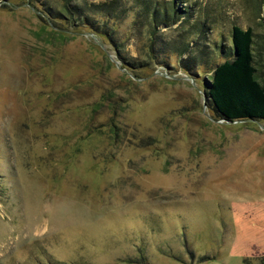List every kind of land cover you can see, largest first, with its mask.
<instances>
[{
  "label": "rangeland",
  "instance_id": "1",
  "mask_svg": "<svg viewBox=\"0 0 264 264\" xmlns=\"http://www.w3.org/2000/svg\"><path fill=\"white\" fill-rule=\"evenodd\" d=\"M60 1L0 0V264H264V122L205 96L234 25L264 84L263 0H177L156 30L122 0L108 38L49 27Z\"/></svg>",
  "mask_w": 264,
  "mask_h": 264
},
{
  "label": "trees",
  "instance_id": "2",
  "mask_svg": "<svg viewBox=\"0 0 264 264\" xmlns=\"http://www.w3.org/2000/svg\"><path fill=\"white\" fill-rule=\"evenodd\" d=\"M122 0H112L103 3H88L86 0H61L60 6H45L46 21L49 23H64L73 28L88 27L92 33L104 35L107 38V20L116 19L117 14L124 13L121 9ZM133 7L137 8L140 15L153 25V29L159 26H169L183 18L184 23L187 18L193 15L194 7L176 10L177 0L172 2H159L158 0H131ZM188 0H186V3ZM196 5V4H193ZM264 7V0L262 1ZM196 11V10H195ZM101 15L104 21L95 19ZM264 26V17L262 18ZM205 24L203 20H198L191 25L189 34L203 35ZM57 36L66 37V32L54 31ZM75 33V32H73ZM70 36V35H69ZM253 31L251 28L243 29L234 25L231 28L230 52H226L225 47L217 49L223 61L215 63L210 69V75L205 81V96L207 106L214 112L218 119L232 121H259L264 122V84L258 77L256 68ZM183 45V44H182ZM200 45V44H199ZM201 47V49H200ZM189 45L177 47V53L182 55L191 54ZM185 61H181L184 71L191 73L194 66L206 63L207 51L200 45Z\"/></svg>",
  "mask_w": 264,
  "mask_h": 264
},
{
  "label": "water",
  "instance_id": "3",
  "mask_svg": "<svg viewBox=\"0 0 264 264\" xmlns=\"http://www.w3.org/2000/svg\"><path fill=\"white\" fill-rule=\"evenodd\" d=\"M236 122H243V121H232V122H230V123H236Z\"/></svg>",
  "mask_w": 264,
  "mask_h": 264
}]
</instances>
